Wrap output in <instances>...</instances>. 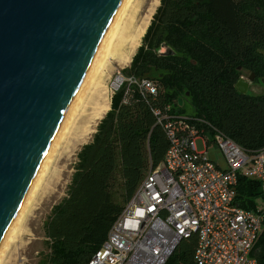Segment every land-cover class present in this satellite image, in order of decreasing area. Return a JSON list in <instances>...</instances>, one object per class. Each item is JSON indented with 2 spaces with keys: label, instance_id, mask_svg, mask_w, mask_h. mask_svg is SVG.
I'll return each mask as SVG.
<instances>
[{
  "label": "trees",
  "instance_id": "trees-1",
  "mask_svg": "<svg viewBox=\"0 0 264 264\" xmlns=\"http://www.w3.org/2000/svg\"><path fill=\"white\" fill-rule=\"evenodd\" d=\"M160 42L173 49L156 52ZM264 0H158L122 76L152 79L154 93L123 81L88 141L75 152L65 194L42 223L46 250L37 264H85L104 239L167 138L153 109L198 117L242 149L264 145V90L239 92L242 70L264 78ZM253 79V80H254ZM180 99V102L179 100ZM192 121V119H189ZM259 182L239 175L235 201L253 208ZM264 214V213H263ZM195 232L181 237L163 264H195ZM250 255L264 264L263 227Z\"/></svg>",
  "mask_w": 264,
  "mask_h": 264
},
{
  "label": "built area",
  "instance_id": "built-area-1",
  "mask_svg": "<svg viewBox=\"0 0 264 264\" xmlns=\"http://www.w3.org/2000/svg\"><path fill=\"white\" fill-rule=\"evenodd\" d=\"M125 80L140 92L157 89L150 78L117 71L110 94ZM165 109L152 110L167 138L161 161L146 171L85 264H163L192 232L195 264H256L250 251L263 227L264 204L238 205L235 186L239 175L256 179L264 203V145L247 152L201 118ZM197 136L204 150L195 148ZM209 143L224 165L204 156Z\"/></svg>",
  "mask_w": 264,
  "mask_h": 264
},
{
  "label": "water",
  "instance_id": "water-1",
  "mask_svg": "<svg viewBox=\"0 0 264 264\" xmlns=\"http://www.w3.org/2000/svg\"><path fill=\"white\" fill-rule=\"evenodd\" d=\"M118 2L0 0V236ZM253 75L242 70L235 88L246 93Z\"/></svg>",
  "mask_w": 264,
  "mask_h": 264
},
{
  "label": "rangeland",
  "instance_id": "rangeland-1",
  "mask_svg": "<svg viewBox=\"0 0 264 264\" xmlns=\"http://www.w3.org/2000/svg\"><path fill=\"white\" fill-rule=\"evenodd\" d=\"M138 1L141 3V12L133 19L135 20L133 24H136V26H132L133 32L136 30L138 22L145 15V9L150 2V0ZM155 4H158V0ZM148 22L149 20L144 28ZM123 24L124 21L121 26ZM132 31L129 32V35H124L119 43L120 49L122 48L120 50L122 54L118 55L117 58L107 60L102 69L96 71L97 74L85 88L77 113L72 117V121L59 139L56 150L53 152V156L48 163V167L45 168L33 196L25 205L20 220L15 225L13 232L5 243L6 245L0 252V264H37L39 256L46 250L43 241V220L49 213L50 206L65 194L72 165L76 158L75 152L83 142L90 139L97 120L107 109L111 82L117 71L128 63L130 56L140 42L141 36L136 42L131 41ZM261 52L264 53V48L261 49ZM253 78L254 75L252 81L248 83L247 92L256 93L263 91L264 82L258 77L254 80ZM193 143L198 151L204 150L201 137H195ZM204 156L218 161L220 165H224L223 157L213 143H209ZM263 204V197L255 198L254 205L262 207Z\"/></svg>",
  "mask_w": 264,
  "mask_h": 264
},
{
  "label": "bare ground",
  "instance_id": "bare-ground-1",
  "mask_svg": "<svg viewBox=\"0 0 264 264\" xmlns=\"http://www.w3.org/2000/svg\"><path fill=\"white\" fill-rule=\"evenodd\" d=\"M142 2V1H141ZM155 2L157 0H150L148 7L145 9V15H143L140 22H138L136 30L132 31V26L135 20L134 18L139 15L141 12V3L138 0H119L108 25L37 165L35 168L30 181L14 210L12 217L4 228L0 236V252L3 247L6 245L10 234L13 232V229L17 222L20 220L25 205L29 202L33 196L35 189L38 186L42 174L45 171V168L48 167V163L53 156V152L56 150V146L59 142L61 136H63L64 131L67 126L72 121V117L77 113L79 105L81 104L82 97L84 94L85 88L90 84L93 77L97 74L96 71L102 69V66L106 64L105 62L111 58H117L118 55L122 54V48L120 49L119 43L122 40L124 35H129V32L132 31L131 41H135L142 35L144 31V26L147 21L150 19L151 14L155 7ZM129 12V14H128ZM150 15V16H149ZM137 20V19H136ZM124 24L121 26L122 22ZM131 36V35H130ZM128 42V41H127ZM125 44V43H124ZM130 44V43H129ZM126 51V50H125ZM128 53V52H127ZM129 54V53H128ZM125 56V55H124ZM126 59V56L124 57ZM120 60V59H118ZM123 60V59H122ZM104 69V68H103ZM99 93V92H98ZM93 108V106H92ZM76 118V117H75ZM73 125V124H72ZM1 254V253H0Z\"/></svg>",
  "mask_w": 264,
  "mask_h": 264
},
{
  "label": "crops",
  "instance_id": "crops-1",
  "mask_svg": "<svg viewBox=\"0 0 264 264\" xmlns=\"http://www.w3.org/2000/svg\"><path fill=\"white\" fill-rule=\"evenodd\" d=\"M109 107V103H108V106H107V108Z\"/></svg>",
  "mask_w": 264,
  "mask_h": 264
},
{
  "label": "flooded vegetation",
  "instance_id": "flooded-vegetation-1",
  "mask_svg": "<svg viewBox=\"0 0 264 264\" xmlns=\"http://www.w3.org/2000/svg\"><path fill=\"white\" fill-rule=\"evenodd\" d=\"M254 79V78H253Z\"/></svg>",
  "mask_w": 264,
  "mask_h": 264
}]
</instances>
